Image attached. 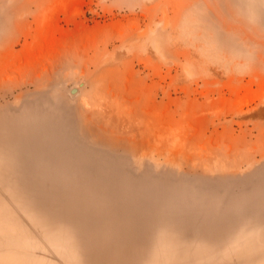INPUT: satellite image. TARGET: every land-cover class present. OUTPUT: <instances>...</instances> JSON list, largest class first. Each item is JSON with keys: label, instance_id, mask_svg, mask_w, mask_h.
<instances>
[{"label": "rangeland", "instance_id": "rangeland-1", "mask_svg": "<svg viewBox=\"0 0 264 264\" xmlns=\"http://www.w3.org/2000/svg\"><path fill=\"white\" fill-rule=\"evenodd\" d=\"M0 264H264V0H0Z\"/></svg>", "mask_w": 264, "mask_h": 264}, {"label": "water", "instance_id": "water-1", "mask_svg": "<svg viewBox=\"0 0 264 264\" xmlns=\"http://www.w3.org/2000/svg\"><path fill=\"white\" fill-rule=\"evenodd\" d=\"M76 90H77L76 88H75V89H73V90L71 91V94H73V95H74V94L76 93Z\"/></svg>", "mask_w": 264, "mask_h": 264}]
</instances>
